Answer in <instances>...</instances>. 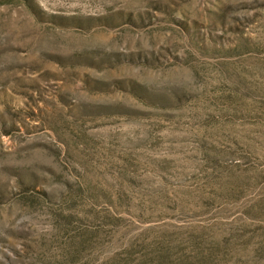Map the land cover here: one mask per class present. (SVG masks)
Returning a JSON list of instances; mask_svg holds the SVG:
<instances>
[{
  "label": "rangeland",
  "instance_id": "1",
  "mask_svg": "<svg viewBox=\"0 0 264 264\" xmlns=\"http://www.w3.org/2000/svg\"><path fill=\"white\" fill-rule=\"evenodd\" d=\"M0 264H264V0H0Z\"/></svg>",
  "mask_w": 264,
  "mask_h": 264
}]
</instances>
